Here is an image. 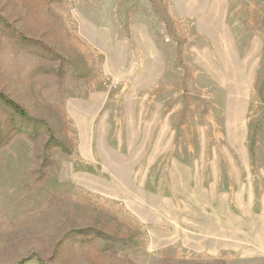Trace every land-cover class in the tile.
<instances>
[{
    "label": "rangeland",
    "instance_id": "rangeland-1",
    "mask_svg": "<svg viewBox=\"0 0 264 264\" xmlns=\"http://www.w3.org/2000/svg\"><path fill=\"white\" fill-rule=\"evenodd\" d=\"M0 264H264V0H0Z\"/></svg>",
    "mask_w": 264,
    "mask_h": 264
}]
</instances>
